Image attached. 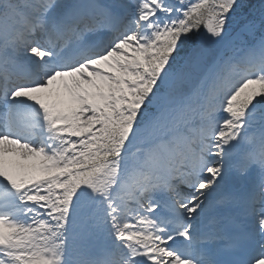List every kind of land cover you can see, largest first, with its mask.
<instances>
[{
    "label": "snow or ice",
    "instance_id": "6c2138e0",
    "mask_svg": "<svg viewBox=\"0 0 264 264\" xmlns=\"http://www.w3.org/2000/svg\"><path fill=\"white\" fill-rule=\"evenodd\" d=\"M0 264H264V0H0Z\"/></svg>",
    "mask_w": 264,
    "mask_h": 264
}]
</instances>
